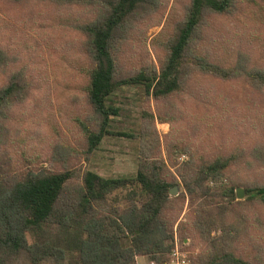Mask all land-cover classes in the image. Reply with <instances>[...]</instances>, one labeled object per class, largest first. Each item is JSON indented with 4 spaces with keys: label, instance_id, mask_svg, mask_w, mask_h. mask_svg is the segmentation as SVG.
<instances>
[{
    "label": "trees",
    "instance_id": "obj_1",
    "mask_svg": "<svg viewBox=\"0 0 264 264\" xmlns=\"http://www.w3.org/2000/svg\"><path fill=\"white\" fill-rule=\"evenodd\" d=\"M242 1L187 0L173 32L154 46L159 67L145 61L131 69L127 61L137 50L133 36L144 41L145 25L161 23L164 0H3L6 13L16 19L40 4L84 11L58 19L78 38L75 52L87 64L82 93L89 113L78 119L84 133L81 152L60 142L50 157L53 169L29 167L34 161L31 153H22L20 105L38 87L20 67L18 47L0 46V264H138V257L165 264L178 223L182 249L199 250L190 256L191 264H264V182L241 175L244 162L264 168V145L251 152L205 145L206 114L226 107L220 94L196 83L198 76L223 83L244 80L264 92V67H250L247 53L238 51L235 64L226 66L209 47L211 22L232 17ZM14 33L20 35L17 29ZM125 86H143L156 100L158 122L171 126L165 137L168 159L156 117L145 110L137 174L105 178L82 163L105 137L115 135L111 122L120 109L110 99ZM193 90L199 91V110H209L194 126L183 116ZM181 117L186 134L177 135ZM176 147L187 160L179 162L172 154ZM238 187L245 189L246 199L237 201ZM173 188L182 192L174 196ZM189 238L191 245L185 243Z\"/></svg>",
    "mask_w": 264,
    "mask_h": 264
},
{
    "label": "rangeland",
    "instance_id": "obj_2",
    "mask_svg": "<svg viewBox=\"0 0 264 264\" xmlns=\"http://www.w3.org/2000/svg\"><path fill=\"white\" fill-rule=\"evenodd\" d=\"M2 2L3 0L0 1V46L11 49L18 47L20 67L26 68L29 78L38 87L31 98L20 105V118L24 122L23 125L20 123V141L25 142L22 153H31L29 155L34 163L29 167L39 171L51 170L53 167L50 157L54 146H59L61 142L81 152L78 143L82 144L84 140L78 119L89 113L82 93L87 81L84 74L87 64L75 52L78 38L74 37L70 27L63 25L58 19L59 15H82L84 11L78 8L69 11L40 4L27 8L28 14L33 15L28 16L26 11L16 19L15 14L6 13ZM164 2L165 6L161 8L160 13L161 23L149 28L145 25L146 40L133 36L132 42L137 45V50L127 61L131 69H137L145 61L159 67L154 46L160 41L165 42L166 37L173 32L174 24L183 17L187 0ZM210 26L214 40L210 41L209 47L218 53V60L226 66H233L238 58V51H243L250 57V67H264V0H243L232 17H215ZM15 29L20 31V35L14 33ZM2 81L3 75L0 73V83ZM196 83L200 85L201 90L220 94L221 104L226 107L225 110L209 112L200 106L199 110V91L189 92L193 97L188 99V107L183 111V116L186 115L192 126L200 122V116L209 112L203 120L205 133L201 136L205 145L210 149L220 150H231L240 146L248 152L256 145H264V92L254 90L244 80L223 83L198 76ZM110 104L120 109L119 115L113 117L111 122V130L115 135L105 137L90 161H83L84 169L105 178L134 177L140 159L143 114L149 109L156 117L163 153L168 159L165 137L171 133V126L158 122L156 100L152 96L148 97L143 86L121 88L111 97ZM182 119L183 117L176 121L177 135L186 134ZM124 134H132L134 137H126ZM180 152L176 147L172 154L178 157L179 162L187 160V156L180 155ZM243 166L245 170L241 175L246 179L264 182L263 167H253L246 162ZM239 188L244 190L246 199L245 189ZM237 190L235 197L240 201L237 198ZM181 192L182 188H179L174 196ZM119 194L124 203L126 191ZM187 206L188 202L183 216L187 212ZM178 224L175 227V237L182 247ZM192 242L193 239L189 238L185 243L191 245ZM260 244L264 263V230L260 235ZM185 251L189 256L199 252L191 249ZM248 254L252 256L251 253ZM137 262L152 264L146 257H138Z\"/></svg>",
    "mask_w": 264,
    "mask_h": 264
},
{
    "label": "built area",
    "instance_id": "obj_3",
    "mask_svg": "<svg viewBox=\"0 0 264 264\" xmlns=\"http://www.w3.org/2000/svg\"><path fill=\"white\" fill-rule=\"evenodd\" d=\"M155 264V263H152ZM165 264H191L189 253L182 249L178 239L175 237V248L170 256V260Z\"/></svg>",
    "mask_w": 264,
    "mask_h": 264
},
{
    "label": "water",
    "instance_id": "obj_4",
    "mask_svg": "<svg viewBox=\"0 0 264 264\" xmlns=\"http://www.w3.org/2000/svg\"><path fill=\"white\" fill-rule=\"evenodd\" d=\"M177 190H178V188H173V189L171 190V194H172V195H176V194H177V193H176ZM237 198H238V200H242V199L245 198V192H244L243 189L239 188V189L237 190Z\"/></svg>",
    "mask_w": 264,
    "mask_h": 264
}]
</instances>
